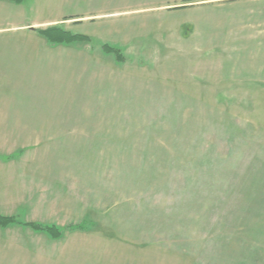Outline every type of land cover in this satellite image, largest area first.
Returning a JSON list of instances; mask_svg holds the SVG:
<instances>
[{"label":"rangeland","instance_id":"1","mask_svg":"<svg viewBox=\"0 0 264 264\" xmlns=\"http://www.w3.org/2000/svg\"><path fill=\"white\" fill-rule=\"evenodd\" d=\"M3 109L6 160L37 167L4 264H238L264 0H0Z\"/></svg>","mask_w":264,"mask_h":264},{"label":"crops","instance_id":"2","mask_svg":"<svg viewBox=\"0 0 264 264\" xmlns=\"http://www.w3.org/2000/svg\"><path fill=\"white\" fill-rule=\"evenodd\" d=\"M9 119L8 112L0 110V134L1 125L6 124ZM7 138V137H6ZM5 137L0 136V216L9 217L10 212H6L7 208L13 203L26 204V200L30 193L26 192V186L34 184V179L37 167L31 166H16L9 158V147L5 144ZM9 139V138H7ZM39 168V167H38ZM40 169V168H39ZM261 181H251L250 190L242 193L244 198L241 204H244L240 218L243 221V243L240 248L244 255L241 261L242 264H264V201L260 196H264V187H261ZM14 188V189H12ZM6 212V213H4ZM11 229L0 227V264H4L5 254H9ZM20 234L21 231H16Z\"/></svg>","mask_w":264,"mask_h":264},{"label":"trees","instance_id":"3","mask_svg":"<svg viewBox=\"0 0 264 264\" xmlns=\"http://www.w3.org/2000/svg\"><path fill=\"white\" fill-rule=\"evenodd\" d=\"M40 33L43 36H45L47 39H51V40H53L54 38H60L61 39V37H64V35L66 34V32L61 31L57 26L42 30V31H40ZM72 37L81 38L82 36H72ZM116 55H118V52L116 53ZM14 222H16V219L12 216H9V217L0 216V227H5V226L12 224ZM24 225L29 226L30 228H32L34 230L45 231L46 233H48L53 238H56L60 235V232L54 226L47 227V226L35 224V223H24Z\"/></svg>","mask_w":264,"mask_h":264}]
</instances>
